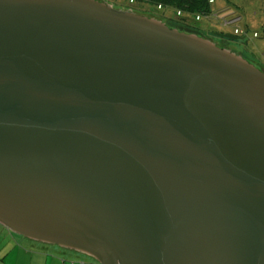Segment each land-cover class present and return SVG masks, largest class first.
<instances>
[{
	"label": "water",
	"instance_id": "95a60500",
	"mask_svg": "<svg viewBox=\"0 0 264 264\" xmlns=\"http://www.w3.org/2000/svg\"><path fill=\"white\" fill-rule=\"evenodd\" d=\"M0 222L99 264H264V71L99 0H0Z\"/></svg>",
	"mask_w": 264,
	"mask_h": 264
},
{
	"label": "rangeland",
	"instance_id": "374dc122",
	"mask_svg": "<svg viewBox=\"0 0 264 264\" xmlns=\"http://www.w3.org/2000/svg\"><path fill=\"white\" fill-rule=\"evenodd\" d=\"M99 1L110 3L117 9H128L125 0ZM135 10L139 11V14L141 15L151 17L166 24L167 21L173 20L170 16H168L167 19L164 18L162 16V12L160 10L156 11L153 6L150 7L138 3V5L135 7ZM144 10H148L149 12H144ZM212 12V17L204 18L200 21L187 19V22L195 26V28H192L190 32L189 30H186L187 33L200 35L206 41H210L213 44L218 45L222 49L229 50L239 55L240 57L247 59L253 64L259 66L264 71V0H215V2L212 3ZM233 16L241 17L242 21L238 24L240 29L249 31V34L251 35L254 32H259L260 35L262 36L263 34V36L260 38H253L251 36L250 40H248V43L240 45L238 44V42L229 43L226 40L218 37L217 33L234 35V27L226 25L225 22L234 21L236 18ZM174 18H178V16H175ZM193 29L198 32H195ZM0 224L4 226L3 223L0 222ZM12 233L14 234V236L19 238V241L22 242L21 244L29 243V241L25 239L28 237L17 234L15 232ZM9 242L11 243L10 239H8L7 237L0 239V243L8 244ZM36 244L41 249H47L46 251L49 252V255L53 256V258H59V260L61 261L64 260L65 262H67L66 264H71L72 262L75 264H79L81 262H85L88 264H99L98 261L87 254L70 251L56 244L45 243L38 240H36ZM67 254L73 255L71 256Z\"/></svg>",
	"mask_w": 264,
	"mask_h": 264
},
{
	"label": "trees",
	"instance_id": "16d2710c",
	"mask_svg": "<svg viewBox=\"0 0 264 264\" xmlns=\"http://www.w3.org/2000/svg\"><path fill=\"white\" fill-rule=\"evenodd\" d=\"M137 1L141 5H146L150 7L153 6L156 9V11L158 10V6H161L162 16L166 19L168 16H170L171 19H173L167 21V24L173 28H177L184 32H187L186 30H189L190 32L192 28H195V26L187 22V19L196 20L197 17L199 16L200 20H203L204 18L213 16L212 3H210L211 0H137ZM213 1L215 2V0ZM145 11L149 12L148 10H144V12ZM136 13L139 14V11H136ZM175 16H178L179 19L174 18ZM217 35L218 37L226 40L229 43L238 42L239 45L248 43V40H250L249 39L250 37L245 39V37H239L235 34L225 35L223 33L222 34L217 33ZM262 36L259 33L258 38Z\"/></svg>",
	"mask_w": 264,
	"mask_h": 264
},
{
	"label": "crops",
	"instance_id": "0c3cea01",
	"mask_svg": "<svg viewBox=\"0 0 264 264\" xmlns=\"http://www.w3.org/2000/svg\"><path fill=\"white\" fill-rule=\"evenodd\" d=\"M13 231L0 224V239L7 237L11 243H0V264H66L64 260L53 258L47 249H41L36 244V240L25 238L29 243L21 244L19 238L14 236ZM59 247V246H58ZM61 247V246H60ZM64 248V247H62ZM70 251L68 248H65ZM63 254V253H62ZM73 255V254H67Z\"/></svg>",
	"mask_w": 264,
	"mask_h": 264
},
{
	"label": "built area",
	"instance_id": "2783aa9c",
	"mask_svg": "<svg viewBox=\"0 0 264 264\" xmlns=\"http://www.w3.org/2000/svg\"><path fill=\"white\" fill-rule=\"evenodd\" d=\"M125 1H126V5L128 7L127 10H130L132 12H136L135 11V7L138 5V1L137 0H125ZM213 2H214L213 0L210 1V3H213ZM158 10L161 11V6H158ZM233 17H235V16H233ZM238 17H235L236 19L234 21H225L226 25L234 27V34L242 36V37H245V39H247L249 37L251 38V36L253 38H258L259 37V32H254L252 35H250L248 33V31H244V30L240 29L238 24L242 21V19H241V17H239V18ZM228 19H231V18H228ZM196 20L200 21V17L198 16ZM71 264H75V263L72 262ZM79 264H88V263L81 262ZM90 264H95V263H90Z\"/></svg>",
	"mask_w": 264,
	"mask_h": 264
},
{
	"label": "flooded vegetation",
	"instance_id": "af4514ba",
	"mask_svg": "<svg viewBox=\"0 0 264 264\" xmlns=\"http://www.w3.org/2000/svg\"><path fill=\"white\" fill-rule=\"evenodd\" d=\"M117 9V8H116ZM125 10H127V9H125ZM168 25V24H167ZM218 46V45H217ZM219 47V46H218ZM221 48V47H220ZM96 260V259H95ZM97 261V260H96Z\"/></svg>",
	"mask_w": 264,
	"mask_h": 264
}]
</instances>
